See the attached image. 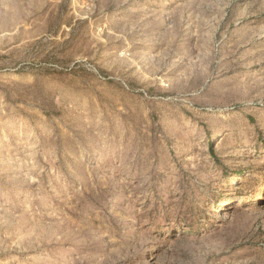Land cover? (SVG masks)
Instances as JSON below:
<instances>
[{"label":"rangeland","instance_id":"rangeland-1","mask_svg":"<svg viewBox=\"0 0 264 264\" xmlns=\"http://www.w3.org/2000/svg\"><path fill=\"white\" fill-rule=\"evenodd\" d=\"M0 264H264V0H0Z\"/></svg>","mask_w":264,"mask_h":264}]
</instances>
